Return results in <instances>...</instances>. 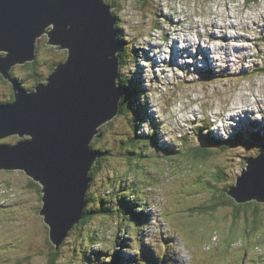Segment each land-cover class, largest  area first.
<instances>
[{"label": "rangeland", "instance_id": "1", "mask_svg": "<svg viewBox=\"0 0 264 264\" xmlns=\"http://www.w3.org/2000/svg\"><path fill=\"white\" fill-rule=\"evenodd\" d=\"M116 1L117 3L114 0H108V2H114L109 3L110 6H113L114 14H119L124 9L126 0ZM232 2L236 3L237 0H232ZM242 2L246 8L250 4H257L258 0L252 3H246L245 0ZM135 7L147 11L157 27L163 20L175 29L176 22L160 11L156 0H135ZM252 25L255 27L254 21ZM215 26L217 27V25ZM241 29L242 27L240 31ZM251 30L248 35L256 37L258 49L254 48L252 43L248 44L242 41L239 48L233 50V44L228 40L222 43L221 49L212 47L213 54L219 55L225 65L216 71H213L215 61L212 59L214 62H211L209 59L213 54H209V58H206L205 51H203L205 46L198 45L196 53L199 51L202 55L196 57V62L202 65L206 62L204 69L196 68V71L200 72L198 82L248 80L253 75L264 74V29L258 27L255 33ZM225 36L227 37L226 34ZM164 38H168L167 33ZM46 39L45 34L44 37L38 39L33 60L16 64L9 72V77L17 78L20 85L27 90H32L36 84L43 83L54 65L62 62L66 56L65 49H55L53 45L46 44ZM213 46L216 45L213 44ZM174 49H178L179 54ZM170 52L173 54L172 63H175L176 59L188 53L189 49L182 52L175 47L174 43ZM120 57L121 67H124L129 61L146 59L147 53L143 48L125 42ZM34 60H36V73L32 76V72L28 71L27 64ZM181 70L185 69L181 68ZM36 80L38 82H35ZM10 83L0 75V99L12 100L13 90ZM139 86L140 81L137 75L131 82L130 88L139 91ZM137 98L138 95L134 98V104ZM134 111H136L137 119L146 118V113L142 108L134 109ZM133 128H135L134 115L130 110L126 114L118 111L111 120L99 126L102 135L94 137L90 145L93 149L101 147L104 151L109 150V153L102 155L103 157L96 168L94 180L89 185L87 196H92L94 201L87 205L88 208L89 206H100V203L115 207L117 205V202L113 200L115 195L126 191L124 189L134 183L131 178H134L135 175L136 177L140 176L143 181L136 180L139 185L135 188L140 196L135 195L134 197L144 198L146 203L151 202L155 205L154 217L170 218L168 221L170 234L161 232L158 237L152 234L155 225H152L150 221L154 217H150L149 222L139 230L140 233L144 231L152 234L149 238L155 239L157 247L167 254L162 264H264V253L255 251L264 245L263 202L250 200L259 204L248 203L236 214L232 205H220L212 212L201 210L204 205L213 203L210 198L213 200L215 196L219 197L225 186L234 185L232 181L236 176L235 168L239 167L243 170L247 158L239 153H236L235 156L231 154L235 153V149L241 147H244L245 152L249 151V148L245 147L244 135L249 143L264 144V126H260L256 133L248 132L247 129L243 130L244 135L236 137L234 140L224 141V148L213 147L216 150L204 160L194 159L188 151L191 147L194 148L202 144L203 132L206 131V128H195L192 143H189L187 137L181 136L175 142L174 147H166L174 151L171 154L173 160L170 162L164 161L163 154L160 152L165 148L155 145L156 137L152 138L156 149L145 146L149 150L146 152L138 146L131 147L125 144V141L133 135ZM24 138L26 136L8 135L0 139V144L15 143ZM146 144L152 145L151 142ZM130 152H133L132 155H135V152L142 155L136 161L133 158L129 159L127 153ZM177 152L179 155L175 156ZM236 159H239V163H236ZM153 167L156 168V171L152 170ZM127 172L129 178L124 175ZM214 175H220L224 179L220 180ZM208 180L215 184L213 185V196L206 187ZM149 182L151 184H148ZM120 184H124L125 187L118 192L119 187L117 189L116 187ZM41 187L39 182L33 181L23 170L0 169V264H47L48 254L46 255L45 252L51 250L52 244L48 235V225L43 221V216L39 214L42 206ZM101 200H105V202ZM254 211L258 212L256 217L253 216ZM111 217L113 216L97 217L87 225L89 230L97 229V237L100 238V242L93 244V247L90 248V255L96 256V252H102L105 247L113 250L117 246L118 242L114 238L116 219ZM81 231L85 232L86 227ZM78 232L76 229L72 231L60 245L59 264H85L74 256L75 246L82 249L81 245L76 243L80 237ZM131 234L134 238L137 232L132 230ZM122 238L128 242L126 246L140 247V244L134 243L137 240L129 236L123 235L119 237V240ZM141 253L146 254L142 260L147 264H156L152 255L147 256L150 249L144 247L141 249ZM79 257L81 258L82 255L79 254ZM126 259L129 258L126 257ZM93 262L99 264V258L96 260L93 258ZM114 264L120 263L116 260Z\"/></svg>", "mask_w": 264, "mask_h": 264}, {"label": "water", "instance_id": "2", "mask_svg": "<svg viewBox=\"0 0 264 264\" xmlns=\"http://www.w3.org/2000/svg\"><path fill=\"white\" fill-rule=\"evenodd\" d=\"M51 20L57 21L53 37L39 33ZM69 22L73 28L65 31L63 25ZM111 24L101 0H0V48L9 50L7 59H0V75L13 89L12 100L0 103V139L26 136L15 147L0 146V169L23 170L41 184L39 214L56 248L83 218L91 171L99 156L88 143L102 135L99 126L119 111L116 99L122 88H113L115 60L107 59L119 47ZM44 34L46 44L55 49L68 46L71 54L52 73L66 62L65 49L64 60L54 65L45 82L33 87H40L38 93L29 95L9 72L14 65L34 59L37 41ZM48 79V85L41 86ZM251 159L245 161L250 174L240 178L238 188L227 190L238 203H264V155L249 164ZM234 193H259L262 198L241 199Z\"/></svg>", "mask_w": 264, "mask_h": 264}, {"label": "clouds", "instance_id": "3", "mask_svg": "<svg viewBox=\"0 0 264 264\" xmlns=\"http://www.w3.org/2000/svg\"><path fill=\"white\" fill-rule=\"evenodd\" d=\"M101 4L112 19L111 29L114 39L120 42V47L112 50L107 57L109 61L115 60L113 88L117 90L128 88L137 75L140 81L138 98L135 104L129 107L131 114L134 115L137 136H145L151 140L156 137L155 145L166 148L174 147L181 136L187 137L189 143H192L195 128H206L205 135L211 133L217 140L229 141L244 135L245 129L256 133L260 126H264V74L253 75L248 80H212L208 83H200L198 82L200 72L196 71V68L204 69L202 64L196 62L197 46L213 47V44L208 41L209 33L216 32L219 35L221 29H224L229 35H235L243 25L251 26L254 20L259 25H264V18H262L264 17V0H258L257 4H250L246 8L242 0H237L236 3L232 0H200V2L156 0L160 11L176 22L175 29L163 20L157 27L147 11L135 7V0H126L125 7L119 14H114L108 0H101ZM213 24L218 27L213 28ZM229 25H236L235 31L228 27ZM63 28L65 31L71 30L73 24L66 23ZM56 30L57 21L51 20L42 26L39 33L48 32L53 37ZM81 30H83L82 26ZM165 33L168 34L167 39L164 38ZM35 36L32 39V47ZM125 42L143 48L147 58H140L135 62L129 61L121 67L120 52ZM174 42L175 47L189 49V52L172 63L170 49L173 48ZM57 43L61 46L60 42L57 41ZM216 46H219V41L216 42ZM61 47L68 51L66 62L58 65L52 73L59 66L66 64L71 54L70 47ZM8 56L9 50L0 48V59H7ZM212 59L215 61L213 71L225 66L219 55L214 54ZM48 83L49 79L47 84L41 86H47ZM242 85L245 87H241ZM39 88L31 91L26 89L25 93L36 95ZM126 95L121 93L116 99V104L125 100L129 106ZM137 108L144 110L146 118L137 119L136 111H134ZM244 142L249 151L245 152L244 147L237 148L235 153L231 154L232 156L236 153L242 154L243 157L250 156L252 158L249 161L250 164L251 161L264 155V144L249 143L246 135H244ZM18 144L8 143L0 144V146L15 147ZM88 148L91 151L90 141ZM236 163H239V159H236ZM250 171L251 169L247 166L243 170L239 167L235 168L233 189L238 188L240 178L245 173L250 174ZM86 175L88 176V170ZM234 194L241 199L262 198L259 193ZM155 208V205L147 202L136 207L135 212L143 213L145 219H148L154 217ZM169 219L168 217L151 219V224L155 225L152 234L157 237L161 232L170 234ZM152 234L141 232L139 248L126 246L128 242L123 238L118 241L114 250L105 247L100 252L99 264H113V257L117 252L124 257L134 258L132 264H141V249L144 247L150 249L156 264H162L167 254L157 247L155 239L149 238ZM255 251L264 253V245Z\"/></svg>", "mask_w": 264, "mask_h": 264}, {"label": "trees", "instance_id": "4", "mask_svg": "<svg viewBox=\"0 0 264 264\" xmlns=\"http://www.w3.org/2000/svg\"><path fill=\"white\" fill-rule=\"evenodd\" d=\"M114 1L117 3L116 0H114ZM255 1L256 0H245L246 3H252ZM109 3L112 4L114 2H109ZM142 3H144V2H142ZM121 54H122V49L120 52V56H121ZM35 62H36V60L29 62L27 64L28 71L32 72V76H33V74L36 73L35 72V65H36ZM15 80L20 85V83H19L20 81H18L17 78ZM43 81L45 82V80H43ZM35 82H38V80H36ZM11 89H12V85H11ZM132 89L130 88V86L128 88H122V93L127 94L126 99L129 101V106L125 102V100H121V102L119 103V105H120L119 106V113L126 114V112H128L130 110L129 107H131L132 104H134V100H135L134 98L138 95V90H136L134 88H132ZM5 102H9V101L0 99V103H5ZM133 129H134L133 135H131L125 141V144H128L131 147L138 146L145 152L149 151L145 146H147L148 148L156 149V147L153 145V139L151 140L150 138L145 137V136H143V137L137 136L135 128H133ZM206 131H207V129H206ZM205 132H203V134ZM202 137H203L202 138L203 140H202L201 145L196 146L194 148L191 147L190 149H188L191 157H193L196 160H198V159L204 160V159L208 158L211 155V153L214 150H216L213 147L219 148V149L225 147V145L223 144L224 141L217 140L215 137H213V135L211 133H209L208 135L204 134ZM147 142H151L152 145L146 144ZM93 150H97L99 153V156H98V160H97L96 164L94 165V170L92 169V171H91V178H92L91 181L94 180V177L96 174V168H97L99 161L103 157L102 155L109 153V150L104 151L103 148H101V147L97 148V149H93ZM160 152L163 154L162 157L164 158V161L170 162L171 160H173V156H171V154H173L174 151L172 149L170 150L169 148H165V149L160 150ZM132 153L133 152L127 153L129 155V159L133 158L136 161L138 160L139 156L142 155V154H139V152H135V155L134 154L132 155ZM178 155H179V152H177L175 154V156H178ZM188 168H189V166H188ZM152 170L156 171V168L153 167ZM124 175L127 176L128 178L130 177L128 172L124 173ZM159 175L161 176L162 174L160 173ZM214 176L219 177L220 180L224 179L220 175H214ZM140 179H141L140 176L136 177V175H135L134 178H131L132 182H134V183L132 185L129 184L126 189H124V187H125L124 184L123 185L120 184V186L116 187V189L119 187L117 189L118 192H120V190H123V189L126 191H124V192L121 191L122 192L121 194L115 195V197L113 198V200H115L117 202V205L115 207H112L110 204L102 205L100 203V206H96V207H90L89 206V208H88L87 205L90 202H93L94 198L92 196H86V206L84 209L83 218L79 221V223L75 224L68 233V235H69L72 231H75V229L77 231H79L78 233H79L80 237L78 238L76 243L80 244L82 249H79L77 246H75L73 251L75 254L74 256H76L77 259L81 260V262L83 261V262H85V264H93V263H95V262H93V258H94V260H96V258H99V255H100L99 251L96 252V254H97L96 256L90 255V248L93 247V244L100 242L99 236L97 237V235H98L97 229L93 228V229L89 230L87 228V225L97 217L100 218L103 216H113L111 218L116 219V230L114 232V238L117 242L120 241L119 237H121L123 235H126V236H129L130 238H133L131 231L134 230L137 232L136 237L133 238L134 240H137V241H134V243L140 244V239H141L140 234L141 233L139 230L142 229L144 227V225L149 222V219H150V217L148 219H145L146 217L144 216L143 213H136L135 212L136 207H139L142 203H146V200L144 198L134 197L135 195L140 196L139 193H137L135 191V188L138 187V185H139V182L136 180H140ZM212 182L213 181H209V180L206 181V187L211 191V193L214 191L213 185H215ZM119 183H120V181H119ZM148 184H151V182H149ZM230 186L229 185L225 186L222 190L223 193L219 197L215 196V199H213L214 201L212 200V198H210V201H212L213 203H210L209 205H204V207L201 210L212 212V211L216 210L218 207H220V205H232L233 209L235 211L234 213L236 214V212H238L240 210V208H243V206H245L248 203H254L255 205L259 204L258 202H255V201H250V202H245V203L236 202L231 196H229L227 194V188ZM130 192H133V193H130ZM212 196H213V193H212ZM101 201L105 202V200H101ZM257 214H258V212H256V211L253 212V216H255V217L257 216ZM121 225H123V226L120 227ZM84 227H86V231L82 232L81 230L84 229ZM116 247H114L113 250ZM60 248H61V246L56 248L52 244L51 250H48L47 252H45L46 255L48 254L47 264H59V260L61 259ZM79 254L82 255L81 258L79 257ZM148 255H151V251H150V253H147V256ZM145 256H146V254H144V257ZM144 257L142 254V258H144ZM133 259L134 258L126 259V257L122 256V254L120 252H117L115 254V256L113 257V264L116 260L120 264H124V263L125 264H132ZM141 264H147V263L141 259Z\"/></svg>", "mask_w": 264, "mask_h": 264}, {"label": "bare ground", "instance_id": "5", "mask_svg": "<svg viewBox=\"0 0 264 264\" xmlns=\"http://www.w3.org/2000/svg\"><path fill=\"white\" fill-rule=\"evenodd\" d=\"M254 22H255V27H253L254 25H252V27L249 26V25H243L241 31H239V32H238L237 34H235V35H229L228 32L225 31L224 29H221V32H220V34H222V35H224V36H221L220 34L217 35L216 32L209 33V34H208V41H209V42H212V44H214V45H216V42L219 41V46H213V48L218 47L219 49H221V47H222V43L227 42V40L230 41V42H232V44H233V50H234V49H238L239 46L241 45L242 41H244L245 43H248V44L252 43V44H253V47H254V48H257V45H256V42H257L256 37L249 36V35H248V32L250 31V29H252L253 32L255 33V31H257L258 27H262V28L264 29V25H259V24L257 23V21H255V20H254ZM217 27H218V26H217ZM228 27H230L233 31H235V29H236L237 26H236V25H229ZM213 28H216V26H215L214 24H213ZM252 30H251V31H252ZM244 31H245V33L242 34V32H244ZM240 32H241V33H240ZM225 34L227 35V37L225 36ZM219 36H220V38L218 39ZM238 38H239V39H238ZM227 46H229V45H227ZM257 49H258V48H257ZM174 50L178 52L177 54H179L180 51H178V49H174ZM180 50H181L182 52H183V51H187V49H180ZM203 51H205L204 55H205L206 58H207V57L209 58V54H213L212 47H206V46H205V48H204ZM240 52H241V51H240ZM199 54H200V52L198 51V52L196 53V57H197ZM228 54H230V53H228ZM172 55H173V54H172ZM213 55H214V54H213ZM175 56H176V55H175ZM226 58H227V57H226ZM209 59H210L211 62L213 61L211 57H210ZM213 62H214V61H213ZM242 254H244V253H242Z\"/></svg>", "mask_w": 264, "mask_h": 264}, {"label": "flooded vegetation", "instance_id": "6", "mask_svg": "<svg viewBox=\"0 0 264 264\" xmlns=\"http://www.w3.org/2000/svg\"><path fill=\"white\" fill-rule=\"evenodd\" d=\"M42 37H44V36H42ZM2 77V76H1ZM3 78V77H2ZM12 85V84H11Z\"/></svg>", "mask_w": 264, "mask_h": 264}]
</instances>
